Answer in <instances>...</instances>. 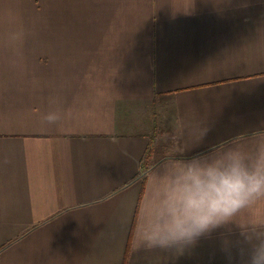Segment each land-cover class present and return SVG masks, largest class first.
Listing matches in <instances>:
<instances>
[{"label":"crops","instance_id":"0c3cea01","mask_svg":"<svg viewBox=\"0 0 264 264\" xmlns=\"http://www.w3.org/2000/svg\"><path fill=\"white\" fill-rule=\"evenodd\" d=\"M259 130L264 0H0V264H218L135 248L143 162Z\"/></svg>","mask_w":264,"mask_h":264},{"label":"clouds","instance_id":"9594fccd","mask_svg":"<svg viewBox=\"0 0 264 264\" xmlns=\"http://www.w3.org/2000/svg\"><path fill=\"white\" fill-rule=\"evenodd\" d=\"M63 118L61 111L43 117L48 124ZM208 131L199 127L197 140ZM260 202H264V130L222 141L191 157L184 155V149L166 152L146 172L136 205L134 246L179 255L218 229L231 234L234 226L239 239L223 241L229 259L236 248L243 264H264V216L250 212ZM245 213L247 218H242Z\"/></svg>","mask_w":264,"mask_h":264},{"label":"rangeland","instance_id":"374dc122","mask_svg":"<svg viewBox=\"0 0 264 264\" xmlns=\"http://www.w3.org/2000/svg\"><path fill=\"white\" fill-rule=\"evenodd\" d=\"M227 261V262H226ZM226 262V263H225ZM218 264H243L241 257L235 249V252L232 254V259L230 260L228 256L218 255Z\"/></svg>","mask_w":264,"mask_h":264},{"label":"trees","instance_id":"16d2710c","mask_svg":"<svg viewBox=\"0 0 264 264\" xmlns=\"http://www.w3.org/2000/svg\"><path fill=\"white\" fill-rule=\"evenodd\" d=\"M151 156H152V150L149 149L147 151V155L145 156V159H144V162H143V168H145V170H148L151 167L150 162H149Z\"/></svg>","mask_w":264,"mask_h":264}]
</instances>
